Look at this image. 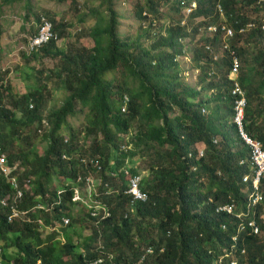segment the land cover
Segmentation results:
<instances>
[{"label": "trees", "instance_id": "16d2710c", "mask_svg": "<svg viewBox=\"0 0 264 264\" xmlns=\"http://www.w3.org/2000/svg\"><path fill=\"white\" fill-rule=\"evenodd\" d=\"M1 1L13 5L30 0ZM58 1L65 4L70 0ZM114 1L100 0L97 9L88 10L91 50L79 48L67 52L52 42L31 58L25 55L29 61L57 60L59 67L48 75L40 73L37 86L30 88L21 99L16 98L6 80L9 71H4L1 65L3 33L0 27V147L8 158V165L19 167L12 174L16 186L0 176V264H83L82 254L88 253L89 247L98 241L114 254L116 262L124 264H135L142 255L143 245L152 246L154 251L142 264H217L221 248L230 246L233 229L222 228L229 217L215 213L212 207L215 203L244 204L242 181L250 175V165L247 163L249 152L238 138L235 124L228 120L233 106L226 78L229 62L220 66L218 81L213 80L216 76L208 77L211 69L207 63L208 52L202 42H195L198 29L194 28L195 32L190 34L182 26V6L168 0L166 3L177 15V22L176 17L168 20L169 25L156 27L154 20L148 21V13L155 17L164 0H144L143 5L137 3L132 10L135 21L147 27L134 40L121 39L118 35L121 17L114 10ZM257 1L243 0L239 4L238 0H201L194 17L219 22V16L215 15L219 3L227 22L238 30L249 21L248 5H256L251 15L264 10V3L260 6ZM42 14L29 10L26 20L34 17L39 24ZM44 15L60 39L69 36L71 25L65 21L57 23L49 12ZM185 38L195 42L193 51L187 50V54H193L195 70L199 72L195 87L183 78L178 60L186 55ZM242 40L244 45L239 46ZM145 41L151 42L149 48L143 47ZM234 47L241 58L239 83L247 101L243 129L264 148V32L254 30L238 38ZM119 70L132 77V84L137 86H129L125 80L117 85L106 80L107 74ZM54 78L68 97L60 109L49 113L46 84L50 85ZM211 91H216L212 102L208 100ZM125 96L130 102L127 113L123 114ZM212 103L209 113L202 115L201 109ZM84 110H87L85 125L82 137L78 138L71 131L69 119ZM44 120L49 130L41 140L48 149L40 155L34 143V136L39 138L35 126L44 130ZM128 135L129 143H124L122 136ZM121 144L124 147L130 144L131 149L126 153L120 151ZM200 151L203 155L198 158ZM92 159L98 160L99 169L82 167L81 160ZM128 160L131 177L139 174L138 169L148 173L141 184L147 200L136 205L135 217L123 219L128 198L105 193L125 189L128 178L121 169ZM109 173L118 174L119 183ZM78 176L101 179L98 193L112 212V218L99 226L91 225L93 221L86 214L92 228L86 237L73 229L78 218L71 212L73 191L65 184V180L74 181ZM55 180L61 183L55 184ZM64 188L67 191L60 197L58 191ZM52 204L57 205L48 212L37 208ZM14 211L17 217L9 223L7 216ZM64 214L71 219V224L65 230L66 244H61L53 234L44 236L37 220L44 219L49 224ZM255 219L264 228V222ZM69 231L75 232L77 240ZM83 246V250L77 249ZM239 246L246 248L248 264H264V244L259 238L248 235L240 240ZM162 247L163 252L159 253ZM240 264H245L243 258Z\"/></svg>", "mask_w": 264, "mask_h": 264}, {"label": "rangeland", "instance_id": "374dc122", "mask_svg": "<svg viewBox=\"0 0 264 264\" xmlns=\"http://www.w3.org/2000/svg\"><path fill=\"white\" fill-rule=\"evenodd\" d=\"M166 1L167 0L160 2V5L158 7L159 13L155 15V17L157 18H155L154 15L148 13L150 16L148 21L150 22L151 20H154L156 27L169 25L168 20L173 21V19L177 17V15L174 14L172 10H170V5L167 4ZM168 1L173 2L172 0ZM137 3L143 5L144 0L114 1V10L121 17L118 25V35H120L121 39L129 37L134 40L137 36L141 35L140 30L147 27V25L145 24H138L134 19L132 9H134L133 7H135ZM99 4L100 0H77L75 3H71L70 0L65 4L59 3L58 0H30L13 5H5L0 0V27L3 33L1 40V65L4 71H9L6 80L13 87V93L15 94L17 99H21L23 95L30 91V88L37 86L38 79L39 77H41L40 73L48 75L53 71L56 72L57 68L59 67L56 62L57 60L52 62L50 60L44 59L29 61L28 58H31L30 56L25 59V55L27 56V53L26 42H24V38L26 36L35 34L37 32L38 25V22L34 20V17H32L33 19L31 18L29 20H26V14L29 12V10H31L33 13H43L41 16H46L44 14L46 12H49L54 17L57 23L65 21L68 25H71L68 30L69 36L65 39H61V42L58 44L59 48H63L68 52L69 50H77L79 48H84L86 50H91L93 48L92 39L88 36L89 26L91 25V23L89 20L90 16L87 13L90 9H97ZM74 9H77V11H75ZM100 13L103 15V12ZM171 13L173 15H171ZM247 13L251 14V12ZM261 14H264V10L260 14H257V16L260 15L259 19L263 18ZM104 17H106V15H104ZM177 21L178 17L175 19V22ZM184 41L186 42L185 46L191 48V45L187 43L188 40ZM150 45V41L143 42L144 48H149ZM243 45L244 42H241L240 46ZM178 60L181 65L180 69L183 71V78L187 83L195 87L199 72L195 70L196 63L193 62V54L189 53L186 56L179 57ZM27 76H29L28 81H25ZM105 78L107 81H112L113 83H115V85L125 80V82L129 83V86H137V83L132 84V77L126 74V72L124 73L120 70L114 73L107 74ZM55 81L57 82V79L54 78V81H52L50 85L46 84L48 87L46 93V107L49 113L54 110L60 109L68 97V94L60 89ZM86 114L87 110H84V113H79L75 118L69 119V126L72 129L71 131L75 132L78 138L82 137V129L85 125ZM228 120L230 122L232 121V118L228 116ZM36 128L37 127L35 126V131H37ZM134 131L135 130L132 131L131 135ZM65 134L68 135L67 132H65ZM41 138L42 137L37 138V135L34 136V143L37 148V152L40 155H43L48 147L47 144H45V142L41 140ZM122 138L124 143H129L131 137L130 135H128L122 136ZM79 140L82 141V139ZM124 145L125 144L120 145V151H122V147ZM127 147V151H129L131 149V145L129 144ZM140 163L141 162L139 161L136 163V165H139ZM128 166H131L129 160ZM18 170L19 167H15L14 171ZM138 171V173L142 176L140 182L141 188L142 180L143 178L147 177L148 173L142 171L141 169H138ZM10 172L11 171H9L8 173ZM55 182V184H60L61 180H55ZM81 208H84L85 210ZM72 212L77 215L78 218V221L73 228L75 232H80L82 237L89 236L92 228H90L89 221L86 217V207H74L72 209ZM132 217L135 216L133 215ZM81 227H83L82 230H80ZM75 232L72 231L71 234L72 238H74V240H77ZM47 234V231L44 232V236ZM136 245L137 244H135V247ZM221 249L223 250L224 248Z\"/></svg>", "mask_w": 264, "mask_h": 264}, {"label": "built area", "instance_id": "2783aa9c", "mask_svg": "<svg viewBox=\"0 0 264 264\" xmlns=\"http://www.w3.org/2000/svg\"><path fill=\"white\" fill-rule=\"evenodd\" d=\"M180 5L183 7V15L184 18L182 20V26L189 24L191 21L192 15L195 13V11L198 9V4L196 0H178ZM264 3V0H258L257 5H262ZM251 8L255 9L256 5L252 4ZM218 12L221 16L224 15V9L218 5L217 7ZM263 18L259 19L257 17H251L249 21L241 27L239 30L240 34H247L253 30L260 29L262 32H264V14H261ZM204 20V19H201ZM201 20H197L201 21ZM221 30L224 35V43H223V49L226 50V52L231 51V47L228 44L229 39H231L234 36L233 30L228 27L227 25H222ZM219 28L214 25L210 26H203L199 29V34L197 36V40H200L202 37L206 39H214L215 33L219 32ZM26 53L27 56H31L34 53H38L43 47L47 46L48 44L54 42L56 45H58L61 42V39L58 34L54 32V27L50 21L47 20L45 16H42L40 19V23L37 27V32L31 36H26ZM206 50L214 52L213 46L211 43L206 44ZM240 60L235 55V53L232 51V66L230 68V74H229V88L231 97L233 98V123L235 124L237 128V135L238 138L241 140V143L244 145V147L249 152L247 163L251 167L252 172V191L249 196V202L246 205L245 210L242 209L239 212H236V207L233 204H227L224 206H220L217 211L220 212H226L227 214L231 216H235L236 220L234 222H237L236 224V237L233 239L234 244L231 246L230 250L225 255L226 257L231 258V261L227 264H238L240 257L245 260V264H247V250L245 247L242 249H239L237 246V237H241L243 235H253L259 238L263 244H264V228L259 226L255 218L249 219L251 216L255 217L256 214V206L259 204L262 199V192L264 190L262 189L264 187V148L263 145L260 144L258 141H254L250 139L246 132L243 129V119H244V110L247 106V101L245 97V92L241 88V85L239 83V71H240ZM130 99L128 96L124 97L123 100V108L122 113H127V108L129 105ZM32 108V107H31ZM43 127H46L44 130L43 128L39 127L38 134L43 137L47 132L46 130H49L48 123L44 121ZM68 141V140H67ZM216 142V141H215ZM128 147H122L123 152H127ZM203 153L200 151L198 153V158L202 157ZM65 160H68L67 157H64ZM81 163L84 167L91 166L94 169H99V162L98 160H81ZM243 162L240 163L242 165ZM17 167V166H15ZM15 167L11 168L8 165V158L3 152L0 150V176H4L5 178H8L9 182H11L12 185L16 186L17 182L15 178H12V174L16 171ZM128 161L125 162V166L122 169L121 172H123V175L128 178L127 188L124 189L123 193L126 196L131 197L129 202V207L133 208L135 203L137 201H144L146 196L140 191V182L142 179L141 174H137L134 177L130 176V172L128 170ZM195 169V168H193ZM11 171L10 173H8ZM111 177H116L115 174H110ZM131 177V178H130ZM250 178L246 177L244 178V181H249ZM83 182V178L78 177L76 179V183ZM84 182L87 186V193L90 194V191L95 193L93 190L95 184L94 181L90 178H85ZM29 186L27 185L26 188ZM262 191V192H261ZM76 192V190H75ZM62 192H59L61 194ZM75 194V199L78 198V192ZM20 196L22 195L21 192L18 193ZM4 204L7 205V199L4 201ZM97 208H101L104 211V217L108 216V213L106 212V209L103 206H96ZM17 212L14 211L11 217H16ZM92 216H96L97 214L93 212L91 214ZM264 220V216L261 217ZM10 220V218H9ZM264 222V221H263ZM152 248L148 247L146 248L145 254H151ZM264 256V254H263ZM220 263L223 262V258H220Z\"/></svg>", "mask_w": 264, "mask_h": 264}, {"label": "clouds", "instance_id": "9594fccd", "mask_svg": "<svg viewBox=\"0 0 264 264\" xmlns=\"http://www.w3.org/2000/svg\"><path fill=\"white\" fill-rule=\"evenodd\" d=\"M173 2H177V3H179V1L178 0H172ZM200 1L201 0H196V2H197V4H198V8H199V6H200ZM242 1L243 0H238V2H239V4L240 3H242ZM180 4V3H179ZM218 5H220L219 3L216 5V7H215V15H218L219 16V22H213V21H211V19H207V18H205V17H194V14L197 12V10L195 11V13L192 15V17H191V21L189 22V24H187V25H184V27H186L187 28V30H188V32L190 33V34H193L195 31H194V28H197L198 29V34H199V29L200 28H202L203 26H210V25H214V26H217L218 28H219V32H216L215 33V37H214V39H212V40H210V39H206V38H204V37H202L203 38V41H201V39L200 40H197V36H198V34L196 35V40H195V42H198V41H200V42H202L203 44H204V50H206V44L207 43H211L212 44V46H213V49H214V52H211V51H208V50H206L207 52H208V60H207V63H210V70H209V72H208V77L210 78V79H212L213 77H215L216 76V78L215 79H213V80H215V81H218L219 80V78H220V71H222V68L220 67L221 65H224L226 62H229V68L227 69L228 71H227V73H226V78H227V80L229 81V79H228V77H229V74H230V68H231V66H232V64H231V62H232V51L235 53V55L238 57V59L239 60H241V58H240V56L238 55V52H237V50L235 49V47H234V44L237 42V40H238V38H243L244 36H246V35H248L249 33H251V32H253V31H251V32H249V33H247V34H240L239 33V30L241 29V27H243V26H241L240 28H238V30L237 29H235V27H232L228 22H227V19H226V14H225V11H224V15L223 16H221L220 14H219V12H218V9H217V7H218ZM252 5V4H251ZM251 5H248V8H246V9H249L250 11L249 12H252V11H254V9L253 8H251ZM221 6V5H220ZM222 7V6H221ZM182 16H183V18H184V15H183V7H182ZM248 16H249V19L251 18V17H257L258 18V16L257 15H251V14H248ZM201 19H204V20H201ZM197 20H201V21H198L197 22ZM227 25L228 27H230L232 30H233V32H234V36L231 38V39H229V41H228V44H229V46L231 47V51L230 52H226V50H224L223 49V43H224V35H223V32H222V30H221V27H222V25ZM257 30V29H256ZM255 30V31H256ZM184 40H188V42L187 43H189L190 45H191V48H188V46H185V41H183V45H184V47H185V52H186V55H187V50H189V51H193V49H194V41H192L190 38H185ZM241 42H243V40L241 41ZM240 42V43H241ZM240 43H239V46H240ZM185 55V56H186ZM240 62V68H241V61H239ZM239 79V78H238ZM229 83V82H228ZM230 87V86H229ZM242 88V87H241ZM243 89V88H242ZM230 88H229V91H228V94H229V96L231 97V93H230ZM244 90V89H243ZM244 92H245V90H244ZM211 94L212 95H210L209 97H208V100H210V102H212V98H214L215 96H216V91H211ZM227 95V94H226ZM245 97H246V93H245ZM209 98H211V99H209ZM231 99H232V103H233V98L231 97ZM213 103L209 106V107H207L206 109H204V108H202L201 109V114L202 115H205V114H208L209 113V110L211 109V107H213ZM32 107V108H31ZM30 109L31 110H33L34 109V106H33V104H31L30 105ZM225 113L227 114V111L225 110ZM233 115H234V112H233V106H232V116H231V118L233 119ZM44 121H46V120H44ZM47 122V121H46ZM48 123V122H47ZM230 123H232V124H234L233 123V121H230ZM39 125H37V130L39 129ZM37 132V134H38V131H36ZM39 135V134H38ZM39 137H41L40 135H39ZM43 138V137H42ZM253 140V139H252ZM215 141H216V139H214V143H215ZM254 141H256V140H254ZM261 144V143H260ZM262 145V144H261ZM0 150H1V152H3V150H2V148L0 147ZM4 153V152H3ZM203 153V152H202ZM82 164V163H81ZM82 167H84V166H82ZM88 167H91V166H88ZM88 167H85V168H88ZM92 168V167H91ZM124 168V167H123ZM122 168V169H123ZM94 169V168H93ZM122 169H121V171H122ZM193 170H195V169H193ZM110 174H115L116 175V177H111L110 176ZM124 176V175H123ZM131 176V175H130ZM78 177H80V176H78ZM77 177V178H78ZM109 177H111V178H114L115 179V181L117 182V183H119V181L117 180V178H118V174H116V173H109ZM125 177V176H124ZM247 177H249L250 178V180H251V178H253V176H252V172H251V167H250V175L249 176H247ZM76 178V179H77ZM82 178V177H81ZM85 178H90L91 180H93L94 181V184H95V186H94V188H93V190L95 191V193H93V191L91 192L90 191V194L88 195V193H87V191H86V189H87V186H86V184H85V182H84V179ZM85 178H83V182H81V183H76V180H74V181H68L67 182V180H65V184H66V187H69L70 186V189L73 191V193L71 194V203L73 204V208L74 207H76V208H79L80 206H84V207H86V213H87V216L91 219V221H93V222H91V225H94V226H99L102 222H104V221H106V220H108V219H110V218H112V212H111V210H110V206L107 204V203H105V202H103L102 200H101V196L99 195V193H98V188L100 187V185H101V179L100 178H93V177H91V176H88V177H85ZM126 178V177H125ZM131 178V177H130ZM246 178V177H245ZM250 180L249 181H244V178H243V181H242V183L243 184H245V188L243 189V194L245 195V202H244V204L243 205H240V204H235V203H233V205H235V207H236V212H239V211H241L242 209H244L245 210V208H246V205H247V203L249 202V196H250V193H251V191H252V180H251V182H250ZM96 182H97V185H96ZM125 183V189L127 188V183H128V179H127V181L126 182H124ZM122 184V183H121ZM121 184H120V186H121ZM248 184H250V185H248ZM104 187H106V188H109V185L108 184H104ZM110 189H111V187H110ZM263 190H264V187L262 188ZM75 190H76V192H78V198L77 199H75V194H77L76 192H75ZM67 191V189L66 188H64V189H62V190H60V191H58V195L61 197L63 194H65V192ZM123 191H124V189L122 190V191H117V190H110V191H108V192H106L105 193V195H113V194H122L124 197H126V198H128V203L126 204V207H125V211L123 212V219H130V218H132V216L134 215V216H136V205L138 204V203H145L146 202V200H147V195L145 194V193H143L142 191H141V188H140V191L143 193V194H145V196H146V198H145V200L144 201H137L136 203H135V205H134V207L133 208H130L129 207V202H130V199H131V197H129V196H126V195H124V193H123ZM18 192H21V191H18ZM59 192H62L61 194H59ZM262 192V191H261ZM262 195L264 196V192H262ZM262 196V201L259 203V204H257V206H256V214H255V217H253V216H251L249 219H252V218H259V219H261L262 221H264L261 217L262 216H264V197ZM59 204V203H58ZM55 205H57V204H52V205H49V206H39V207H37L38 209H42V210H46L47 212L48 211H50L52 208H54V206ZM224 205H227V204H225V203H218V204H216L214 207H212L213 208V210H214V212L215 213H217V214H223V215H226V216H228L229 217V221L228 222H225L223 225H222V228H223V230L224 231H227L228 230V228H229V226L233 229V233L231 234V242H230V246H229V248H227V247H224V249L222 250V251H220V253L222 254V255H220L219 257H218V260H217V264H227V263H229L230 261H231V258H229V257H226L225 255L227 254V252L230 250V248H231V246L234 244V238L236 237V224H237V222H234L236 219V217L235 216H231V215H229V214H227L226 212H220V211H217V209L220 207V206H224ZM96 206H103L105 209H106V212L108 213V216H106V217H104L103 218V216H104V211H103V209H101V208H97ZM260 207H262V210L260 211ZM72 212V211H71ZM93 212H95L97 215L96 216H92L91 214L93 213ZM17 217V216H16ZM9 218H10V220H9ZM15 217H11V215H8L7 216V221L9 222V223H11L12 222V220L14 219ZM88 219V218H87ZM256 220V219H255ZM46 221H44V219H39V220H37V223H38V225H39V227H40V232L41 233H43L44 234V232H48V234L47 235H45V236H52V234L53 235H55L56 236V240H58L59 242H61V244H66V236H65V230H68V226L71 224V219L68 217V216H66L65 214L62 216V218L60 219V220H51L50 222H49V224L48 223H45ZM90 225V224H89ZM69 233H72L71 231H69ZM72 235V234H71ZM247 236H245V235H243V236H241V237H237V246L239 247V249H240V246H239V242H240V240H244L245 238H246ZM74 239V238H73ZM64 240V241H63ZM138 245H136V247H137ZM148 247H150V248H152V253H153V251H154V248L152 247V246H142L141 247V251H142V255H141V257L139 258V259H137V261L135 262V264H142L143 263V261H144V259L146 258V256L147 255H150V254H145V252H146V248H148ZM77 249H80V250H83L84 249V246L83 247H81V248H77ZM89 252L88 253H83L82 254V258H83V264H124L123 262H116L115 260V258H114V255H113V253H111L110 251H107L106 249H105V247L103 246V244H102V242L101 241H98V242H95L91 247H89ZM0 252H1V246H0ZM161 252H163V247L162 248H160L159 249V253H161ZM76 253H78V251L76 250ZM151 253V254H152ZM211 253V252H210ZM0 256H1V253H0ZM264 257V256H263ZM220 258H223V262L222 263H220L219 262V260H220ZM240 260H241V257H240V259H239V263L238 264H240ZM247 264H248V261H247Z\"/></svg>", "mask_w": 264, "mask_h": 264}]
</instances>
